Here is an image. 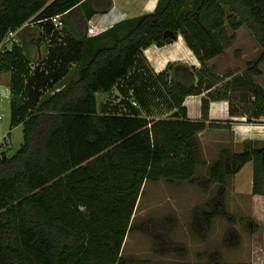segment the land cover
Masks as SVG:
<instances>
[{
	"label": "trees",
	"instance_id": "16d2710c",
	"mask_svg": "<svg viewBox=\"0 0 264 264\" xmlns=\"http://www.w3.org/2000/svg\"><path fill=\"white\" fill-rule=\"evenodd\" d=\"M113 7L114 0H0V44L26 22L57 15L72 37L64 63L58 46L48 49L44 60L39 57L42 62L34 70L27 56L19 62L27 71L25 101L32 106H24L26 115L19 120L21 145L9 154L8 135L1 145L6 148H0V264H200L122 255L147 181L217 183L212 205L199 210L207 225L218 215L235 219L226 207L227 177L250 161L253 193L264 196V141L246 140L241 151L223 149L209 175L196 176L203 162L198 133L230 125L210 121L212 101L227 100L230 115L245 117L249 124L264 122V86L256 80L263 74L264 0H158L155 10L90 36V21ZM242 26L261 46L260 56L242 73L217 72L209 62L233 45ZM179 35L201 66L175 61L156 73L179 118L138 115L136 100L128 112L120 104L99 107L97 93L111 94L124 79L143 80L146 87L144 49L172 43ZM20 49L16 44L0 49V74L15 71ZM61 71L65 76L58 79ZM12 93L19 94L13 88ZM189 95L202 96L200 120L188 117L184 101ZM136 96L145 95L136 91ZM251 223L256 232L257 223ZM163 239L157 252L178 248L185 255L186 246L175 243L170 231ZM209 256L208 264H247L225 261L220 251Z\"/></svg>",
	"mask_w": 264,
	"mask_h": 264
},
{
	"label": "rangeland",
	"instance_id": "374dc122",
	"mask_svg": "<svg viewBox=\"0 0 264 264\" xmlns=\"http://www.w3.org/2000/svg\"><path fill=\"white\" fill-rule=\"evenodd\" d=\"M125 3L122 10H115L107 16V23L102 24L104 26L102 29H107L110 24L126 17L155 10L158 0H125ZM51 27V23L47 22L42 28L50 30ZM27 29L32 28L29 26L25 30ZM64 29V26H57L58 31ZM18 36L12 40L14 46ZM31 43L35 45L34 58L37 59L39 54H37L36 46L39 41L33 39ZM25 46V48H29L27 45ZM261 52L262 48L252 32L246 26H242L237 31V38L233 45L209 63H215L219 73L233 69L239 74L247 69L249 61L257 60ZM42 54L45 56L46 50ZM17 55L15 71L1 72L0 74V87L7 89L12 82V86H15L13 87L14 91L16 90L20 94L0 93V148H6L1 145L4 143V137L11 131V144L5 142L8 146L10 144L9 154L13 153L23 141V126H14L12 129L11 125L13 122L14 124L19 122L23 114L26 115L24 106H32L30 102L25 101L29 100L27 71L19 64L24 54L21 55L18 52ZM26 55L24 56L26 57ZM33 65L32 67L35 68L36 62H33ZM260 68L263 70V74L257 76L256 80L264 86V62L260 64ZM22 78L24 80H21ZM104 95L107 93L99 92V104L105 100ZM123 99L124 101L120 99L116 102V104H120V110L123 112L134 110L132 105L135 100L138 101V97L129 95ZM135 109L139 108L135 107ZM3 130L6 131L5 135H2ZM208 154L210 157L206 158ZM216 155L217 151H213L211 148L207 154L203 150L205 163L199 165L198 175L201 177L208 175L209 165L206 161L215 159ZM253 174L254 163L250 161L236 174L228 175L226 207L234 214L235 219L218 215L209 225L201 218L199 210L210 208L218 187L217 183L207 185L204 182L193 184L187 181L179 183L165 180L147 181L134 214V226L126 236L122 255L127 258H148L165 263L188 260L189 262L208 264L211 260L209 254L213 251H220L225 261L247 264L261 261L258 246L264 235V196L253 193ZM251 219L259 227L256 232L252 229ZM140 227H144L145 231ZM147 229L150 230V233H146ZM169 231L170 237L174 239L175 243H182L186 246L185 255H180L178 248L168 253L165 252L166 250L160 252L155 250L156 247L162 246L163 236Z\"/></svg>",
	"mask_w": 264,
	"mask_h": 264
},
{
	"label": "crops",
	"instance_id": "0c3cea01",
	"mask_svg": "<svg viewBox=\"0 0 264 264\" xmlns=\"http://www.w3.org/2000/svg\"><path fill=\"white\" fill-rule=\"evenodd\" d=\"M125 4V0H119V2L118 0H114V7L112 8V10H110L108 13L98 14L94 16L91 22L97 23L100 28H103L105 22L107 23V16L115 10H122L121 8ZM47 22L51 23L52 29L44 30L42 28ZM111 25L113 24H110V26ZM29 26H31L32 29H23L19 31V36L17 35L18 38L15 44H17V46L21 48L19 51L20 53H23L24 55L27 54V58L24 55L23 58H26V61L29 60L30 66H34L33 62H36L37 65L41 64V60H44L47 57L42 56V52H45L46 50L47 53L48 49H54L57 46L61 49V52L58 51L57 53L58 57L62 58L64 56L65 59L63 60V63L68 60V55H64V49L68 40H71L72 42L71 34H69L65 29L62 31H58L57 27L54 25V22L51 19H46L38 22H31ZM53 32H55V34H53ZM33 39H37V41H39L36 46L37 54H39L37 59L34 58L35 53L33 49L35 45L34 43H31V40ZM25 45H27L29 48H25ZM44 46L46 47L45 49ZM29 49L31 52L29 51ZM144 56L146 57V60L145 58L143 59L142 66L145 65V68H147L149 72V77H147L148 79L145 78L146 81H144V83L147 82L148 85L145 83L146 87H142L140 79H137L136 81L124 79L115 86L111 94L104 95L105 100L102 101L101 104L98 103L99 107L101 108V105L105 103H108L109 105L116 104V102H118L120 99L124 101L123 98L129 95L136 96V91H139L140 94L144 93L145 96L143 99L140 97V99L138 100V104L135 106L139 108L136 111L138 115L156 119L171 117L179 118L173 116V113L177 111V108L174 106L172 100L167 95L166 91L157 82L156 73L165 69L169 62L182 61L199 67L201 66L200 60L190 49L182 35H179L178 39H176L174 42L165 44L163 46H158L155 44L148 46L144 49ZM39 57L42 59L40 60ZM69 61L70 62L67 63V66L71 63L73 65V58H70ZM32 68V70H34V67ZM58 75H60V77L58 78L60 79L65 76V73L61 71ZM13 87L15 86H12V82H10V86H8L7 89L9 88L12 91ZM98 94L99 93H97V98ZM184 105L187 108V114L189 119L200 120L202 118L201 95L187 96L185 98ZM209 115L210 121L230 124L223 126H208L206 129L198 133V138L202 144V148L205 154H207L209 148H211L213 151H217L215 159H208V161H206L209 167L214 161L217 160L221 151L225 148H229L234 151H241L243 148V142L246 140H253L259 143H262V141H264V122L258 124H249L245 122V117H232L229 113V102L227 100L212 101L210 103ZM19 125L23 126L22 122H16L15 124L13 122L11 128L13 129L14 126L16 127ZM5 134L6 131L3 130L2 135ZM11 135V131L6 135L8 136V142H10V144ZM207 157H210L209 154L206 155V158ZM202 163H205V159H203ZM198 170L199 166L197 169L196 176L201 177L200 175H198ZM190 183L196 184L197 182ZM262 238L263 239L260 245L258 246V254H260L259 256L261 258V261L254 263L251 262L252 264H264V235L262 236Z\"/></svg>",
	"mask_w": 264,
	"mask_h": 264
},
{
	"label": "built area",
	"instance_id": "2783aa9c",
	"mask_svg": "<svg viewBox=\"0 0 264 264\" xmlns=\"http://www.w3.org/2000/svg\"><path fill=\"white\" fill-rule=\"evenodd\" d=\"M51 20L54 22V24H55L56 27H57V26H64V22H63V20L61 19V17H60L59 15H57V16H53V17L51 18ZM27 24H29V21L26 22V23L24 24V26L27 25ZM24 26L18 28V29L15 30V31H11V32L7 35V37L3 40V42L0 44V49H6V48H7V49H13L14 45L12 44V40L17 36V33H18V32H19ZM103 30H104V29L100 28V27L98 26L97 23L91 22V23L89 24V27H88V34H89V35H97L98 33H100V32L103 31ZM134 104H136V102H134Z\"/></svg>",
	"mask_w": 264,
	"mask_h": 264
},
{
	"label": "water",
	"instance_id": "95a60500",
	"mask_svg": "<svg viewBox=\"0 0 264 264\" xmlns=\"http://www.w3.org/2000/svg\"><path fill=\"white\" fill-rule=\"evenodd\" d=\"M166 34H169L171 37L173 38H176V35L173 31L171 30H168ZM0 91L1 92H4V93H7V94H11V90L10 89H6V88H3V87H0Z\"/></svg>",
	"mask_w": 264,
	"mask_h": 264
}]
</instances>
